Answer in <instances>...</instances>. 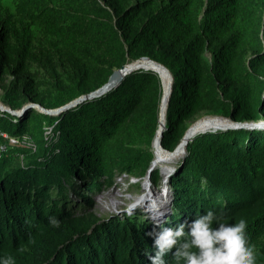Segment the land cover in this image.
Masks as SVG:
<instances>
[{"label":"trees","instance_id":"obj_1","mask_svg":"<svg viewBox=\"0 0 264 264\" xmlns=\"http://www.w3.org/2000/svg\"><path fill=\"white\" fill-rule=\"evenodd\" d=\"M143 57L174 80L164 149L174 151L201 115L264 122V0H0V101L13 111L61 108ZM163 94L160 76L140 69L60 115L0 110V256L150 264V214L102 221L91 194L116 175L147 176ZM174 168L164 219L174 225L209 208L228 222L245 216L264 264V129L199 134ZM150 181L161 182L159 169Z\"/></svg>","mask_w":264,"mask_h":264},{"label":"clouds","instance_id":"obj_2","mask_svg":"<svg viewBox=\"0 0 264 264\" xmlns=\"http://www.w3.org/2000/svg\"><path fill=\"white\" fill-rule=\"evenodd\" d=\"M177 163L167 165L169 170L165 173L160 170L163 168L161 165L151 168L149 173L159 167L161 179L158 185L152 183L153 190L158 188V191H167L169 195L168 178L175 172L174 167ZM150 177L151 174L149 179ZM168 197L167 206L170 203V195ZM157 198L158 200L152 203V210L143 211L150 214L154 223L152 231L147 233V236L152 238L151 250L144 253L150 264H167L165 256L169 254L174 264H257L258 253L255 245L249 242L248 220L245 216L228 222L223 213L218 215L209 208L203 213L196 214L191 220L186 219L170 225L164 219L166 216L164 212H155L159 201L165 196L160 194ZM135 207L134 205L129 208V213L126 214L133 215L139 211H135ZM161 220H164L163 224ZM48 222L56 228L61 224L55 215L49 216ZM0 264H16V261L12 255L0 256Z\"/></svg>","mask_w":264,"mask_h":264},{"label":"water","instance_id":"obj_3","mask_svg":"<svg viewBox=\"0 0 264 264\" xmlns=\"http://www.w3.org/2000/svg\"><path fill=\"white\" fill-rule=\"evenodd\" d=\"M140 69L156 72L160 76L161 80H162V72L166 73V75H168L169 78L171 79V82L174 81L173 76L168 68H166L160 63H157L151 60L150 58L143 57L140 60L134 61L130 64H126L119 70H115L113 74L111 75V77L109 78L108 82L105 85H103L101 88H99L98 90L88 95L81 96L78 99L70 102L69 104L61 108L52 110V109H46L40 104L28 103L27 105L24 106V108L21 111H13L3 104H0V110L8 111L16 116H21L27 109H35L40 113L50 115V116L60 115L61 113L66 112L78 106L79 104L83 103L86 100H92V99L99 98V97L106 95L111 90L117 88L127 75L131 74L134 71L140 70ZM162 84H163V89H164L163 80H162ZM172 91H173V86L170 87L167 98H164L165 91L163 94L161 108H160V126H159V130L157 131L156 138L153 142L155 159L152 162L151 167H155L156 165H158L159 161L162 160L161 158L160 159L157 158L159 153H164L169 158L170 161H167L165 159L163 160L166 163L172 162L173 160H177L178 158L177 156H182V158H184L187 154L188 144L192 142L194 138L199 134H203L206 132L225 131L229 129H239V128L264 129V122L236 123L229 118L210 116L211 118L210 117L205 118L204 120L196 122L194 125L190 126L188 130L186 131L184 137L182 138L180 144L176 147V149L172 152L168 151L163 148L162 140L164 138V133L166 131V114H167V109L169 105L168 100H170L168 99V97L169 96L171 97ZM205 120H210V122L205 124ZM219 120H223V122H218ZM140 202L141 200H137L134 203L138 204Z\"/></svg>","mask_w":264,"mask_h":264},{"label":"rangeland","instance_id":"obj_4","mask_svg":"<svg viewBox=\"0 0 264 264\" xmlns=\"http://www.w3.org/2000/svg\"><path fill=\"white\" fill-rule=\"evenodd\" d=\"M11 76L7 78V80H11ZM170 87L173 86V81L170 82ZM3 94V90L0 87V95ZM0 104L1 101H0ZM210 116L201 115L197 117L190 126L194 125L196 122L204 120ZM211 118V117H210ZM10 143L13 145H18L16 140H10ZM169 159V158H168ZM164 159L160 160L158 166L161 165L160 170L162 173H165V169L167 165H172L182 160V158L174 160L166 164ZM152 167L149 168L147 176L144 179H139L137 177L124 178L116 175L114 179V185L112 187H103L101 192H93L91 195L95 201L93 213L102 221H107L112 218H121L123 214L129 213V208L132 206L135 207V211L142 210L148 212V210H152V203L157 201L160 194H163L165 198L162 201H159L157 208L155 209L156 213L164 212L167 216L170 206H167L169 195L167 191H158V188H154L152 183L150 182L149 175L151 173ZM159 169V167H158ZM149 174V175H148ZM136 183V184H134ZM72 188H66V192L71 194ZM154 193V194H153ZM137 200H141L139 205L132 204ZM134 211V212H135ZM154 216V214H153ZM163 223V220H161Z\"/></svg>","mask_w":264,"mask_h":264},{"label":"bare ground","instance_id":"obj_5","mask_svg":"<svg viewBox=\"0 0 264 264\" xmlns=\"http://www.w3.org/2000/svg\"><path fill=\"white\" fill-rule=\"evenodd\" d=\"M162 80L164 82V91H165V97L164 98H167L168 93H169V89H170V85H171V83H170L171 79L169 78L168 75H166V73L162 72ZM168 99H170V96L168 97ZM168 102H169V100H168ZM208 122H210V120H205V124H207ZM218 122H223V120H219ZM177 157H178L177 159L182 158V156H177ZM157 158H159V159L161 158V159H165L167 161H170L168 159V157L166 156V154H164V153H159ZM171 167H173V166H171ZM168 170H169V166H167V168L165 169V172H168Z\"/></svg>","mask_w":264,"mask_h":264}]
</instances>
